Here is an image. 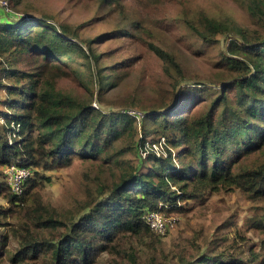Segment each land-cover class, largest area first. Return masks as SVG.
Here are the masks:
<instances>
[{"label":"trees","instance_id":"16d2710c","mask_svg":"<svg viewBox=\"0 0 264 264\" xmlns=\"http://www.w3.org/2000/svg\"><path fill=\"white\" fill-rule=\"evenodd\" d=\"M90 1L108 7L110 13L128 8L124 3L128 0ZM130 1L188 52H194L196 40L217 50L218 73L207 87L209 93L215 90L213 98L174 108L181 100L177 92L186 79L184 70L139 21L118 35L160 62L167 78L143 86L158 95L160 107H146L136 87L125 105L117 109L102 105L117 104L106 96L132 74L129 59L102 66L107 55L85 49L53 22L27 16L15 23L0 20V72L12 82L0 81L6 103L0 107V175L10 165L32 171L21 196L0 185V195L19 208L22 218L11 227L12 237L0 232V264H99L104 254L111 260L133 257V264H163L157 245L148 247L165 235L151 230L144 219L147 212L186 215L191 201L214 193L242 191L251 200L264 198V162L244 165L243 156L230 155L231 149L241 146L248 156L264 147V2L250 1L253 27H249L203 11L182 20L171 18L176 0ZM20 2H7L11 11L7 15L16 12L12 7ZM222 36H227L225 49ZM71 52L86 63L77 62ZM162 139L166 154L148 151L142 160L146 143L159 144ZM139 155L146 171L133 159ZM76 159L89 163L90 169L82 174L81 194L73 202L80 215L74 220L75 215L68 218L72 213L45 202L37 179L45 177L39 171L66 168ZM106 173L111 176L104 178ZM8 211L12 207H0V217ZM6 225L0 222V228ZM242 243L230 245L229 257L201 255L195 262L264 264V256L259 261L261 254L243 250ZM138 247L151 253L144 258ZM172 258L170 252L164 264H171Z\"/></svg>","mask_w":264,"mask_h":264},{"label":"rangeland","instance_id":"374dc122","mask_svg":"<svg viewBox=\"0 0 264 264\" xmlns=\"http://www.w3.org/2000/svg\"><path fill=\"white\" fill-rule=\"evenodd\" d=\"M250 1L252 0H176V6L171 10L170 17L182 20L186 15L191 16L203 11L221 21L253 27L248 10ZM254 1L264 2V0ZM0 2L11 3V0H0ZM124 3L128 6L124 12L110 13L108 7L90 0H21L17 8L12 7L16 12L10 15H7L8 12L1 8L0 20L4 18V20L15 23L17 19L27 16V19H46L53 22L56 27L64 28L68 37L82 43L85 49H92L97 54L107 55L100 61L102 66L108 67L114 62L129 59L126 63L131 62L132 74L123 78L120 86L114 88L106 96L107 99L117 104L102 105L107 109H117L118 105H125V98L134 94L136 87L137 94L143 99L146 107H160L158 95L144 89L143 86L151 82L160 84L167 78V74L161 70V64L153 54L146 51L142 55L141 49L137 50L135 46L126 44L131 41L129 38L118 35L123 30L132 29L133 24L139 21L144 24L145 28L153 31H151L153 41L156 44L176 56L184 70L186 79L181 82L177 92L181 100L177 101L174 108L194 99L196 102L207 100L209 103L213 98L211 95L215 92V90H210L209 93L207 90V87H210L209 79L218 73L214 56L217 50L213 47L202 46L196 40L194 52H188L183 46L174 42L172 35L160 31L152 18L143 15L138 4L130 0ZM226 38L227 36L219 38L222 49L226 47ZM71 55L73 59H77V62L86 63L78 53L71 52ZM82 69L86 70L83 66ZM0 81L2 84L12 83L8 74L2 75L1 72ZM197 82L202 85H196ZM215 85L218 84L215 83ZM2 95H5L4 88H0V107L6 104ZM137 113L141 118L143 114ZM238 154L243 156L240 162L243 160L244 165L254 166L264 162V147L250 156L245 155L242 146L240 149L230 150L233 158ZM133 159L141 171H146V163L142 161L145 158L141 160L139 155ZM89 169V163H82L80 159H76L71 166L66 168L39 171L40 176H45L44 179H37L38 185H43L42 192L45 202L52 204L60 211L65 209V213H72L68 218L75 215L74 220L79 219L80 215L77 212L79 205H74L73 202L81 194L82 174ZM92 172H94L93 169ZM110 176V173H106L104 178ZM0 185L7 187L5 170H2L0 175ZM30 197L31 195L29 200ZM70 206H75L76 210ZM0 207H5V209L12 207V211L0 217V222L2 221L3 225L7 224L0 228V232L2 235L12 237L11 227L22 220L21 213L18 212L19 208L8 203L4 195H0ZM189 207V213L186 215L171 214L168 216L175 218L173 226L168 227L165 236L160 238L156 244H150L148 247L152 248L157 245L156 248L162 251L161 262L163 264L165 256L170 252L174 253L171 264H180L181 260L195 262L201 255L214 257L223 254L229 257L228 254L233 250L229 247L234 241L237 243L244 241L241 244L243 250L248 252L251 250L254 255L260 253L259 261L264 258V249L261 248V241L264 238V198L251 200L242 191L214 193L205 196L203 200L191 201ZM257 222L259 227L255 226ZM13 243L14 241L12 245ZM139 249L142 256L146 258L145 254L150 250L141 247ZM182 250L185 252L181 253ZM235 256L238 255L235 254ZM99 264H133V257H128L125 261L111 260L107 254H104Z\"/></svg>","mask_w":264,"mask_h":264},{"label":"built area","instance_id":"2783aa9c","mask_svg":"<svg viewBox=\"0 0 264 264\" xmlns=\"http://www.w3.org/2000/svg\"><path fill=\"white\" fill-rule=\"evenodd\" d=\"M0 6L5 11L9 12L8 3L0 2ZM132 114H136L132 112ZM166 144L164 139L159 144L146 143L145 149L141 151L142 158H146L148 151H153L157 155L166 154ZM32 175V171L26 167H20L17 165H10L5 169L6 183L11 191L21 196L25 191V184ZM144 219L151 228V230L157 234L165 235L168 227L173 226L176 221L174 217L166 216L162 211H149L144 215Z\"/></svg>","mask_w":264,"mask_h":264}]
</instances>
